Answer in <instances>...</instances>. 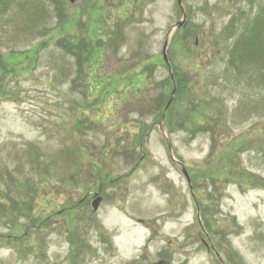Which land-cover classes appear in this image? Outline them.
<instances>
[{"label":"rangeland","instance_id":"rangeland-1","mask_svg":"<svg viewBox=\"0 0 264 264\" xmlns=\"http://www.w3.org/2000/svg\"><path fill=\"white\" fill-rule=\"evenodd\" d=\"M257 23L264 0H0V264H264Z\"/></svg>","mask_w":264,"mask_h":264},{"label":"trees","instance_id":"trees-1","mask_svg":"<svg viewBox=\"0 0 264 264\" xmlns=\"http://www.w3.org/2000/svg\"><path fill=\"white\" fill-rule=\"evenodd\" d=\"M5 1V0H4ZM260 24H253L252 28L248 29L245 33L246 37L235 45L234 52L237 55L243 56V58L252 59L254 65L264 66V38L262 37V32L264 31V26L261 24L260 30L258 27ZM65 39H60L57 44H61V48L67 50L70 55L74 56L77 61H81L84 57H90L94 53V48L92 46H87L83 41L78 43L76 47L68 46L64 43ZM88 59V58H87ZM6 67L3 55H0V70L4 71ZM263 69V68H262ZM168 116L166 117V123H168ZM170 123V122H169Z\"/></svg>","mask_w":264,"mask_h":264},{"label":"water","instance_id":"water-1","mask_svg":"<svg viewBox=\"0 0 264 264\" xmlns=\"http://www.w3.org/2000/svg\"><path fill=\"white\" fill-rule=\"evenodd\" d=\"M178 2L180 3V0H178ZM181 24H182L181 22L178 23V25H181ZM165 46H166V44H165ZM165 46H164V48H165ZM163 57H164V60L166 61L165 54H164V49H163ZM171 78H172V77H171ZM169 102H170V100H169ZM169 102H168V104H169ZM168 104H167V105H168ZM183 172H184L185 176H187L186 173H185V171H183ZM101 201H102V198H101L100 196H97V197L91 202L92 211L95 212V211L98 209L99 204L101 203Z\"/></svg>","mask_w":264,"mask_h":264}]
</instances>
